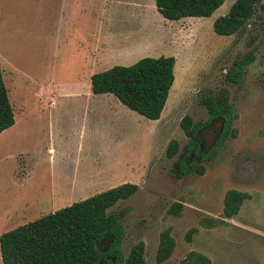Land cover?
<instances>
[{
    "label": "rangeland",
    "instance_id": "obj_1",
    "mask_svg": "<svg viewBox=\"0 0 264 264\" xmlns=\"http://www.w3.org/2000/svg\"><path fill=\"white\" fill-rule=\"evenodd\" d=\"M85 1L84 26L73 0H0V60L16 118V125L0 134V236L50 212L51 201L43 198L42 189L50 175L38 166L43 149L62 136L75 150L106 143L108 156L101 167L108 175L126 159L133 167L132 181L126 183L139 185V191L109 210L121 218L125 255L143 242L146 263L159 264L160 236L170 230L176 248L161 264H181L191 251L203 253L212 264H264V0L233 36L218 35L213 24L236 0H225L209 18L179 21L164 19L155 0ZM89 14L92 54L99 45L104 53L101 68L131 66L144 57L176 58L177 81L162 120H149L118 100L111 105V98L90 101L60 93L58 85L71 75V58L84 53L76 46L88 40ZM250 52L254 62L240 84H231L227 74ZM206 95H227L238 136L203 163L204 175L181 177L177 162L190 143L181 121L187 115L194 123L209 119L201 104ZM220 130L221 123L215 122L201 131L203 152L216 146ZM172 140L180 150L168 158ZM23 159L27 180L20 169ZM83 160L81 169L90 161ZM230 189L250 198L238 215L225 219ZM176 203L184 205L179 215L169 212Z\"/></svg>",
    "mask_w": 264,
    "mask_h": 264
},
{
    "label": "trees",
    "instance_id": "obj_2",
    "mask_svg": "<svg viewBox=\"0 0 264 264\" xmlns=\"http://www.w3.org/2000/svg\"><path fill=\"white\" fill-rule=\"evenodd\" d=\"M263 0H236L226 16L214 21V31L220 36L239 33L252 20ZM225 0H155L159 14L166 20L209 18L221 8ZM255 56L248 53L239 58L227 74L231 84H240L245 68ZM174 56L144 57L131 66L115 65L92 76L95 95L112 94L123 105L149 120H159L166 108L175 83ZM201 104L208 111L209 119L194 123L190 115L181 121V128L190 139L187 153L177 162L178 176L191 173L205 174V161L213 159L229 138H236L234 127L237 116L227 95L202 97ZM5 73L0 60V134L15 125V110ZM220 122L221 130L216 146L209 152L201 150V131ZM180 150L177 140H172L167 157L174 158ZM133 183H124L69 207L44 215L0 236L3 264H147L145 245L139 242L128 255L122 250L125 238L121 218L109 210L139 191ZM250 198L248 193L230 189L225 194L223 218L232 219L239 214ZM184 205L174 204L169 212L179 215ZM214 222V221H209ZM176 241L170 230L163 231L157 250L159 264L171 258ZM181 264H212L209 257L191 251Z\"/></svg>",
    "mask_w": 264,
    "mask_h": 264
},
{
    "label": "crops",
    "instance_id": "obj_3",
    "mask_svg": "<svg viewBox=\"0 0 264 264\" xmlns=\"http://www.w3.org/2000/svg\"><path fill=\"white\" fill-rule=\"evenodd\" d=\"M72 4L74 5V7L78 4L80 8V12L78 11V20L80 21V24L83 21V24L85 26L86 10L84 9L87 7L86 1L73 0ZM90 8L91 3H89V10ZM88 22L90 31L88 40L84 39L83 44L80 45V47L77 48L76 46L78 52L83 50L84 53L80 56H73L71 58V75L69 79L65 80L66 83L58 85L57 88L60 93L68 96L67 98L70 99L83 98L92 101L96 98H111V102L109 103L111 105H116L115 100L118 99L114 95H95L92 92V76L96 73L110 69L114 65L107 68H101L100 64H98L101 60H103L104 53L101 50V46L99 45L100 49L97 50V54H92V15L90 14ZM79 40L80 39H77V41L79 42H77L78 44H80L81 41ZM94 46L96 47V44H94ZM177 72L178 62L176 61L175 81H177ZM68 81H72L70 82L71 84H67ZM162 118H160L159 120H162ZM53 137L55 138V136ZM61 137H57L58 140H51L50 146L45 147L43 149V153L40 154L41 162L38 167L41 168L43 172L50 175L49 183H47L46 186H42V189L44 191L43 198H48V200L51 201L50 203L52 205V208L50 212H48V214L56 212L57 210L65 207H69L79 201L88 199L106 190L122 185L127 181H132L129 176L133 175V167H130L128 159L117 163V169L109 175L107 174V171L101 167L102 159L108 156L109 150L106 143L103 145L89 144L88 147L82 146L78 147L77 150H75L73 147H71V145L62 142ZM85 156L89 157L90 161L85 169L84 167L83 169H81V166H84L83 157ZM74 157L77 158L76 161ZM27 168L29 167L26 165V161L23 159L20 169L24 170L21 172H27ZM25 175L26 177L24 179L27 180V178L29 177L28 172Z\"/></svg>",
    "mask_w": 264,
    "mask_h": 264
}]
</instances>
